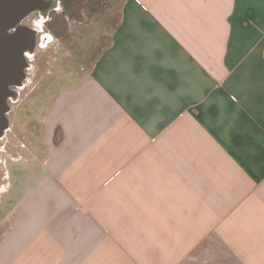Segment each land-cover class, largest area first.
Returning a JSON list of instances; mask_svg holds the SVG:
<instances>
[{
  "label": "crops",
  "instance_id": "crops-1",
  "mask_svg": "<svg viewBox=\"0 0 264 264\" xmlns=\"http://www.w3.org/2000/svg\"><path fill=\"white\" fill-rule=\"evenodd\" d=\"M74 72L12 149L0 264H264V0H123Z\"/></svg>",
  "mask_w": 264,
  "mask_h": 264
},
{
  "label": "rangeland",
  "instance_id": "rangeland-1",
  "mask_svg": "<svg viewBox=\"0 0 264 264\" xmlns=\"http://www.w3.org/2000/svg\"><path fill=\"white\" fill-rule=\"evenodd\" d=\"M104 1L102 10L95 18V24L82 29V26H69L65 21L58 19L52 27V42L46 48L40 47L38 39L34 54L26 58L29 69L25 70V79L22 89L18 90V99L14 102L8 100V130L0 140V188H6V191L0 189V219L10 208L9 203L3 204L5 197L21 194L18 193L19 187L15 185L19 181L18 178H25L27 171L25 161L12 162L9 159L13 153L12 149L17 144L24 146L21 148L23 154L31 149L30 145L35 144L36 138L39 139L35 122L40 118L41 110L47 106L55 90L75 79V69L89 65L99 49L109 42L111 31L119 19L123 0ZM34 27L40 32L46 31L41 24ZM19 99L20 102L17 103ZM3 148L7 154L1 153ZM35 163L37 164V160Z\"/></svg>",
  "mask_w": 264,
  "mask_h": 264
},
{
  "label": "water",
  "instance_id": "water-1",
  "mask_svg": "<svg viewBox=\"0 0 264 264\" xmlns=\"http://www.w3.org/2000/svg\"><path fill=\"white\" fill-rule=\"evenodd\" d=\"M32 12L45 16L48 8L44 0H0V139L8 130V100L18 99L29 69L26 58L36 47L37 31L22 24ZM11 29L14 33L8 34Z\"/></svg>",
  "mask_w": 264,
  "mask_h": 264
},
{
  "label": "flooded vegetation",
  "instance_id": "flooded-vegetation-1",
  "mask_svg": "<svg viewBox=\"0 0 264 264\" xmlns=\"http://www.w3.org/2000/svg\"><path fill=\"white\" fill-rule=\"evenodd\" d=\"M54 1L56 2L54 4ZM109 1V0H108ZM48 8L45 16L41 12H32L22 21V24L37 31L36 43L39 39L40 47H47L52 42V27L58 19L65 21L69 26H82L83 29L87 25L96 23V17L104 6V0H44ZM76 6V7H75ZM42 25L46 31L40 32L34 26ZM14 30L8 31L13 34ZM1 140V139H0Z\"/></svg>",
  "mask_w": 264,
  "mask_h": 264
}]
</instances>
